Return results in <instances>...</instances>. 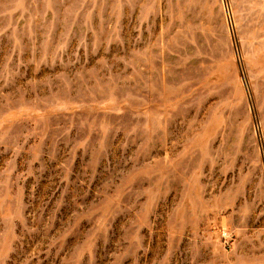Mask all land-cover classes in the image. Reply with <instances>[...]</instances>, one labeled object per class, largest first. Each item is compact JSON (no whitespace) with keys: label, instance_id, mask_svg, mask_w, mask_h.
<instances>
[{"label":"rangeland","instance_id":"rangeland-1","mask_svg":"<svg viewBox=\"0 0 264 264\" xmlns=\"http://www.w3.org/2000/svg\"><path fill=\"white\" fill-rule=\"evenodd\" d=\"M0 264H264V0H0Z\"/></svg>","mask_w":264,"mask_h":264}]
</instances>
